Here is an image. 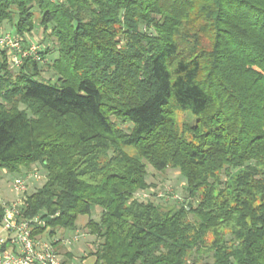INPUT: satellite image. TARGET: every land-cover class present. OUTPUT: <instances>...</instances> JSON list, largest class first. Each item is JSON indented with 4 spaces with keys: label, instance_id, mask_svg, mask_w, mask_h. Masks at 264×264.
<instances>
[{
    "label": "trees",
    "instance_id": "obj_1",
    "mask_svg": "<svg viewBox=\"0 0 264 264\" xmlns=\"http://www.w3.org/2000/svg\"><path fill=\"white\" fill-rule=\"evenodd\" d=\"M34 8L56 80L0 51V170L45 173L32 235L98 210L93 264H264V0H0V23L22 38ZM147 164L178 170L187 202L136 198Z\"/></svg>",
    "mask_w": 264,
    "mask_h": 264
},
{
    "label": "rangeland",
    "instance_id": "obj_2",
    "mask_svg": "<svg viewBox=\"0 0 264 264\" xmlns=\"http://www.w3.org/2000/svg\"><path fill=\"white\" fill-rule=\"evenodd\" d=\"M33 11L36 13L35 18V26L30 33H26L24 37H22L23 41L25 42L26 39L29 41L31 40L32 43L38 45L40 52H42L43 60L40 63L41 75L40 78L43 81H55L56 76L54 71L49 68L51 63L57 57V44L54 38L50 36V30H44V28L39 24L37 12L38 9L34 8ZM17 22V17H14L13 23L8 21H3L0 23V28L5 33H9L11 35H17L15 32L14 24ZM19 36V35H18ZM20 37V36H19ZM30 41V42H31ZM27 46V43H24ZM174 118L177 123V126L181 128L185 124L193 125L195 120L194 118L190 117L188 113L181 112L178 110H174ZM130 126L128 124H121V128L127 130V127ZM128 152L130 154H135L132 148H128ZM36 170L38 175H40L39 180H31L29 183L28 193L32 194L38 188H40L44 181H45V173L42 167L39 165H34L29 171ZM29 171H25L27 173ZM147 176L145 180L150 185V188L144 191V194L151 199L152 202L158 204L161 208L167 209L172 207L173 205L179 206L181 203L187 202V192H186V184L184 178L179 174L178 170L176 169H166L163 172L155 171L150 165L147 164ZM0 173L5 176V172L0 170ZM15 177L17 175H10ZM9 177V179H12ZM5 179V177H4ZM9 184V182H8ZM7 183L4 187L0 190L3 193V197L6 200H10L13 198L8 191ZM148 198H141L144 200H148ZM89 218H93L97 220L99 218V212L96 210L90 217L88 216H79L76 221V228L75 231L77 232L78 239L73 241V230H62V229H55L53 239H59L61 241H69L66 243L65 249H70L72 252L71 256L73 259H77L78 262H73V264H83L82 260L92 257L91 254L96 250L97 240L94 236H91L86 228V222ZM50 229H46L44 233V237L49 238ZM76 245V246H74ZM93 258V257H92ZM211 257L208 254H203L201 261L205 263H211Z\"/></svg>",
    "mask_w": 264,
    "mask_h": 264
},
{
    "label": "built area",
    "instance_id": "obj_3",
    "mask_svg": "<svg viewBox=\"0 0 264 264\" xmlns=\"http://www.w3.org/2000/svg\"><path fill=\"white\" fill-rule=\"evenodd\" d=\"M62 2L63 0H53ZM18 35L5 33L0 28V51H5L8 56L10 69L19 68L23 61L31 58L36 62H42L40 50L37 44L28 43ZM5 172V171H4ZM5 172L4 174H6ZM0 173V181L2 178ZM41 177L36 170L12 177L8 191L13 197L6 200L0 190V264H73L66 262L54 247L50 238L44 235L33 236L32 224L43 226L37 219L28 220L22 217L21 211L26 207L29 183L31 180H39ZM136 198H147L144 193H138ZM79 236H73L76 241ZM69 243V241H67Z\"/></svg>",
    "mask_w": 264,
    "mask_h": 264
},
{
    "label": "crops",
    "instance_id": "obj_4",
    "mask_svg": "<svg viewBox=\"0 0 264 264\" xmlns=\"http://www.w3.org/2000/svg\"><path fill=\"white\" fill-rule=\"evenodd\" d=\"M31 40H27L26 39V43L28 44V43H32V41L30 42ZM4 177H5V179H4ZM9 177H12V176H10V174H8V173H6V175L5 176H3L2 178H1V181H0V186H1V188L2 187H4L5 185H6V183H7V185H8V182H10V180L11 179H9ZM73 233L75 234V233H77L75 230H73ZM0 234L1 235H4V232H0ZM54 237V236H53ZM53 237H50V240H52L53 241V243H57V245H55L54 244V247H55V249L57 250V252L61 255V257L66 261V262H69V263H73V262H78V261H76L77 259H73V257L71 256V250L70 249H65L66 247V243H67V241H61V240H59V239H53ZM74 246H76V245H74ZM82 263L83 264H93V258L92 257H88V258H86V259H84V260H82Z\"/></svg>",
    "mask_w": 264,
    "mask_h": 264
}]
</instances>
